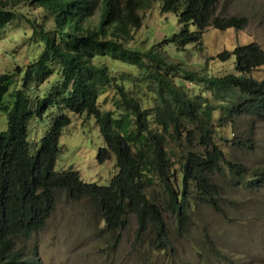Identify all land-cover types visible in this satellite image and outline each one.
Listing matches in <instances>:
<instances>
[{
	"label": "trees",
	"instance_id": "obj_1",
	"mask_svg": "<svg viewBox=\"0 0 264 264\" xmlns=\"http://www.w3.org/2000/svg\"><path fill=\"white\" fill-rule=\"evenodd\" d=\"M19 1L43 10L42 20L29 19L33 38L43 49L26 68L17 67L14 75L0 76V110L8 113V129L0 135V264H42L37 250L28 255L18 250L15 242L30 239L47 227L58 208V190L73 203H87L94 221L104 224L95 230L109 238L111 250L120 245L133 216L137 223L133 248L148 243L153 252L167 253L173 252L175 245L166 215L184 237L196 207L225 214V186L216 182L217 175L225 174L224 168L235 186L249 191L264 189V167L249 168L229 161L217 142L219 130L233 127L236 118L264 120V79L253 76L264 68V50L251 43L220 53V62L235 59V73L221 77L187 70L161 56L166 46L183 51L189 45H201L210 28L243 31L247 18L219 15V0ZM153 3L161 4L162 14H175L181 31L148 51L133 49L135 33L143 26L140 13ZM2 4L0 1V41L5 29L21 18ZM98 57L135 66L142 78L129 82L123 75L118 79L108 66L95 61ZM23 73L22 88L16 91L10 109L5 97L15 76ZM53 77L57 84L52 89L31 96V90ZM183 82L203 88L202 94H188ZM150 84L155 86L157 104L148 108L142 95L129 89ZM109 90L116 93L114 107L105 111L99 101ZM204 94L212 95L213 101ZM52 109L63 113L42 138L40 148L33 151L29 123L43 119ZM65 112L95 117L106 144L99 149L97 160L104 164L115 157L119 170L109 186L86 183L73 170L55 171L60 139L72 123ZM185 139L191 148L196 142L202 150L177 153L176 147L184 149ZM224 141L238 151H256L252 138ZM155 185L160 191L154 189V195H149L147 189ZM204 244L217 262L238 264L208 235Z\"/></svg>",
	"mask_w": 264,
	"mask_h": 264
},
{
	"label": "rangeland",
	"instance_id": "obj_2",
	"mask_svg": "<svg viewBox=\"0 0 264 264\" xmlns=\"http://www.w3.org/2000/svg\"><path fill=\"white\" fill-rule=\"evenodd\" d=\"M4 7L15 11L21 18L10 24L2 33L0 41V76L14 75L17 67L26 68L28 64L42 53L43 46L33 37L29 19L42 20V9L31 8L27 2L19 0H0ZM3 4L1 6H3ZM143 16V26L135 33L133 49L148 51L153 45L165 38H171L181 31V26L175 14H162L161 4L153 3L149 9L140 13ZM218 14L222 16H239L248 19V26L243 31L229 29L226 31L207 29L203 34L201 45H189L179 51L176 46L163 48L162 57L171 62H178L187 70L206 72L209 76L221 77L235 73V59L220 62L217 56L224 52H233L237 47L256 43L264 50V0H219ZM96 21V19H95ZM97 22V21H96ZM195 30V29H194ZM213 59V60H212ZM98 60V61H97ZM98 64L109 67L111 74L120 79L123 75L129 77V82L142 78L138 68L120 61L95 59ZM178 76V75H176ZM257 80L264 79V68L253 72ZM24 73L15 76L13 85L5 97V104L12 109L15 93L22 88ZM53 77L42 83L39 89L31 90L34 98L46 94L57 83ZM182 87L190 95L202 94L203 88H197L187 82ZM155 86H130L134 94L142 95L144 104L150 108L156 105L153 89ZM116 93L109 90L100 98V104L105 111L114 107ZM209 102L213 101L210 94H204ZM59 109L50 110L43 119L35 118L29 123V141L33 151L40 148V142L51 129L56 117L62 114ZM71 118V125L64 129L60 139V154L55 171H76L86 183H95L107 187L119 172L116 159L104 164L97 160L98 151L106 146L100 133L95 117L75 115L65 112ZM218 114L216 115V121ZM233 127H226L217 133V142L231 162L243 164L249 168L264 167V120L250 117L236 118ZM8 129V113L0 110V135ZM252 138L256 144L255 153L238 151L224 140L234 138ZM186 139L182 147H176L177 153L189 152L191 148ZM175 147V146H173ZM178 159L175 167L178 169ZM225 174L217 175L216 182L222 183L223 209L222 215L209 207L198 206L193 211L188 233L180 237L176 224L166 215L175 245L173 252L156 253L145 243L134 249L137 223L135 217H130L129 227L122 235V241L117 249L111 250L109 238L100 236L95 228H103L102 222L96 223L90 214L86 202H71L64 191H56L58 208L47 227L30 239L16 240V248L28 255L37 250L42 264H222L215 260L213 253L205 246L208 235L218 249L238 264H264V189L249 191L233 184L232 176L227 168ZM147 189L149 195H154L155 189ZM99 224V225H98Z\"/></svg>",
	"mask_w": 264,
	"mask_h": 264
}]
</instances>
